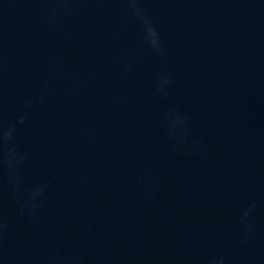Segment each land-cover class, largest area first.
<instances>
[{"label":"water","instance_id":"obj_1","mask_svg":"<svg viewBox=\"0 0 264 264\" xmlns=\"http://www.w3.org/2000/svg\"><path fill=\"white\" fill-rule=\"evenodd\" d=\"M0 264H264V0H0Z\"/></svg>","mask_w":264,"mask_h":264}]
</instances>
